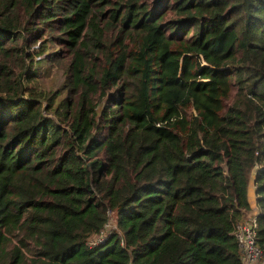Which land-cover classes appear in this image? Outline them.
Masks as SVG:
<instances>
[{"label":"trees","instance_id":"1","mask_svg":"<svg viewBox=\"0 0 264 264\" xmlns=\"http://www.w3.org/2000/svg\"><path fill=\"white\" fill-rule=\"evenodd\" d=\"M252 171L264 0H0V264H244Z\"/></svg>","mask_w":264,"mask_h":264},{"label":"built area","instance_id":"2","mask_svg":"<svg viewBox=\"0 0 264 264\" xmlns=\"http://www.w3.org/2000/svg\"><path fill=\"white\" fill-rule=\"evenodd\" d=\"M257 213V207L246 211L243 218L237 221L234 227L244 264H264V252L256 240ZM97 239L101 240L102 236Z\"/></svg>","mask_w":264,"mask_h":264},{"label":"rangeland","instance_id":"3","mask_svg":"<svg viewBox=\"0 0 264 264\" xmlns=\"http://www.w3.org/2000/svg\"><path fill=\"white\" fill-rule=\"evenodd\" d=\"M147 2L149 4V6L152 8L155 5L156 0H147ZM158 9H159V7H158ZM249 185H250V187L253 188V191H254V187L255 186H254V182H253V171L250 174ZM252 202L255 203V194H254V199L252 200ZM113 217H114V213H111V219L109 220V223L105 226V229H104L105 232L108 231L111 227H114V219H113Z\"/></svg>","mask_w":264,"mask_h":264},{"label":"crops","instance_id":"4","mask_svg":"<svg viewBox=\"0 0 264 264\" xmlns=\"http://www.w3.org/2000/svg\"><path fill=\"white\" fill-rule=\"evenodd\" d=\"M254 191L253 188L250 187V185L248 186V199L251 202L252 208H256V204L252 202V200L254 199ZM250 196V197H249Z\"/></svg>","mask_w":264,"mask_h":264},{"label":"clouds","instance_id":"5","mask_svg":"<svg viewBox=\"0 0 264 264\" xmlns=\"http://www.w3.org/2000/svg\"><path fill=\"white\" fill-rule=\"evenodd\" d=\"M258 209V208H257Z\"/></svg>","mask_w":264,"mask_h":264}]
</instances>
